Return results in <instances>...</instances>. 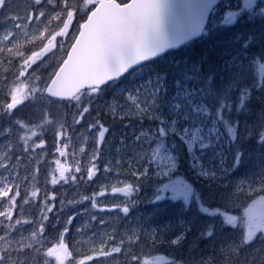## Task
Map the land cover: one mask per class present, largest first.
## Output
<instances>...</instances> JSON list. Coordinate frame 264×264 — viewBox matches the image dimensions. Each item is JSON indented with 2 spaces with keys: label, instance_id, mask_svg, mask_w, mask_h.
I'll return each instance as SVG.
<instances>
[{
  "label": "rangeland",
  "instance_id": "rangeland-1",
  "mask_svg": "<svg viewBox=\"0 0 264 264\" xmlns=\"http://www.w3.org/2000/svg\"><path fill=\"white\" fill-rule=\"evenodd\" d=\"M14 2L17 7L24 8L27 5L28 9L2 14L4 10L12 9ZM260 2H262V6L258 7ZM64 3H67L69 10L73 11L71 19L67 17L66 13H61L60 8L52 10L54 5H45L44 10L48 12V18H45L39 26L35 23L29 25L26 20L17 21L22 25L19 29H14L9 17L17 15L23 17L26 12H31L33 0H8L6 7L0 10V41H3V37L8 32H14V38H10L11 43L0 42V49H3V55H0V90L5 88L7 92L8 90L11 91L17 84L25 90V93L28 88L39 87L44 89L50 80L49 76L52 77L64 59L78 32L80 23L94 6L93 0H60L61 7ZM242 4L245 5L242 6ZM227 5L229 7L236 6L232 3H227ZM239 6L240 9L243 7L255 15L264 11V0H245V3H240ZM236 13L238 12L232 11L230 16L233 17ZM57 15H62L63 18L57 20L55 19ZM65 24H67V28H65ZM62 29L64 34L57 36V33ZM53 36H56L55 40H52ZM49 40H52L51 44H49ZM33 52L41 54L37 57V61L43 60V63L34 67V70L30 72L21 69L20 65L23 64L24 60L31 58ZM45 57L47 58L44 59ZM164 61L174 62L172 59L166 60V58ZM179 62H186V60L183 59ZM21 71L25 72L23 77L20 75ZM178 72H180V67L169 68L168 75L171 78L168 81L164 79L165 74L153 75L145 78V82L143 80L137 84L129 83L125 87L113 86L109 89H105V87L100 89L98 95L93 98L91 103L93 107L90 106V111L92 108H96L107 112L113 118L129 115L132 118L126 125L128 132L118 137L117 145L115 142L112 145L108 141L106 142L107 136H104L103 141H100L99 128L89 130V125L95 124V118L88 116L86 122L81 120L80 115L75 118L76 110L71 108L68 102H65V105L51 102L42 105V107H36L34 105L35 101L46 102L43 96L37 95L35 100L22 103L20 109L15 110L11 116L2 115L6 123L0 127V133H5L6 129H10V131L0 135V163L5 165L9 163L11 157L7 154V151L10 145L9 138L13 131L17 133L16 135L26 139L28 143L23 146L28 147L35 141L39 142L38 137L48 132L49 129L58 149L59 157H55L58 159H54V161L56 163L59 161V164L62 163V159L73 162L68 166L60 165L57 168L55 166L54 169H51L49 179L51 182L55 178L57 183L61 182L62 184L50 195L56 193L57 190H62V193L69 192V203L72 205L71 209L74 210L73 215L81 220L82 224L85 225L86 232H89L78 242L79 249L84 248L86 251L82 258L75 259L78 260L75 264H80V262H83V264H136L132 260L133 256L138 257L139 264H145V262H148V264H168V259L164 258L154 263V260L150 258L149 249L152 247L153 241L160 238L159 233L164 234L175 229L176 224L178 225L175 229L176 233L168 236L171 244H173V240L183 238L186 233L189 239L193 240L192 248L204 252L209 249L211 251L210 256L218 257L216 259L218 264H226V260L232 261L235 259H239V263L243 261L245 264L264 263V251H261L264 244L261 243L258 237L254 238L250 245L240 251H237L235 247H225L226 243L237 241L241 230L248 227L243 209L264 196V191H260L261 187H258L262 186L264 180V165H262L264 159L257 162H255V158L253 161L250 160L253 148L246 147L244 154L237 162L229 159L228 163L224 164L215 159L214 172L209 173L214 178V181H212L214 186L208 188L210 191L208 193L195 188L190 191L185 186L172 193V189H169V187L175 181L164 183L153 181L154 186L151 189L136 186L137 190L131 196H127L121 191L113 192V188L123 189L126 184H131L118 175L122 167L127 168L128 173L131 171L128 163L130 159L133 164L136 162L143 170L144 175L149 172L147 166L152 158L148 154L151 155V152L148 151L145 154L143 148H152L151 143L153 141L160 142V148L153 153V156L160 158L163 166L168 167V165L176 163V161L170 162L171 157L167 149L168 146H166V140L160 138L158 133L152 129L154 125L172 126L178 132L190 133L195 126H199L204 120L198 107L199 103L194 105L193 102L194 99L200 97L199 91L186 93L189 86H184L179 81ZM255 72L257 81H264V62L261 66H256ZM253 73L254 69L250 61L241 63L238 66L235 83L247 87L248 81L253 78ZM40 77H43V79L38 81ZM5 78L7 81L10 78L8 83H4ZM229 85V82H224L223 88L227 89ZM184 88L185 91H183ZM184 94L188 99L187 102H185ZM18 98L23 99L19 93ZM10 100H6L5 103ZM141 104L143 107H140ZM84 107H89L87 97L85 98ZM49 108L52 109L55 116L57 114L63 115V126L57 127L53 123L55 116L51 115ZM133 108L136 110L134 111ZM25 109L27 110L24 114ZM113 109H115V112ZM154 117L155 119H153ZM16 118L18 119L16 122L25 124L23 134L22 130L16 125ZM76 121H80V123H76ZM61 128H63V139L60 137ZM34 133L35 135H33ZM260 133H264V131ZM194 136L198 143L197 163H200L204 152L210 150V153H212L211 137L201 128L195 132ZM120 143L122 145H118ZM129 146L132 149L137 147L141 154H133L124 159L122 154L129 150ZM97 147H99V159L94 160L97 155ZM61 153H64V155L62 156ZM212 154L216 155L217 153ZM26 156L24 158L26 161L20 159L11 162V167L6 171L0 169V173H2L0 181H4L9 173L13 176H16L17 173L19 175L18 168L22 162L32 164L33 161H38L39 157L35 152L27 153ZM228 156L230 157L229 154ZM6 157L9 159H5ZM117 160L122 161V164L118 166L116 164ZM252 162L254 167L249 166V168H246V165ZM106 168L110 170L106 171ZM11 169H13L12 172ZM61 169H67L63 179L60 177ZM77 169L80 171L78 172ZM172 170L168 169L167 172L171 173ZM89 171L92 173L91 178H89ZM175 172L176 170L173 173ZM74 177L75 180H73ZM39 181L42 184L41 179ZM7 182L16 183L18 181ZM251 188H257L258 190L251 193L249 192ZM154 199L155 201H153ZM168 199L177 200L178 204L173 208L168 203L164 205L166 206L165 212H167L165 217L168 216V219L159 220L157 222L159 225H156L153 221L158 215L160 205L153 204ZM93 204H95V207H93ZM125 206L129 207L127 213L123 212ZM5 207H7V201L4 202L3 207H0V211H3ZM82 214L85 217H82ZM52 216L55 217L56 214L53 213ZM229 216L236 217L234 226L226 224L225 221ZM92 217L96 219L93 220ZM20 220L25 223L19 227L15 236L9 237L8 240H0V249L9 248V245H11V248H18V241L21 237L24 238L25 245L32 244L33 237L32 239H28V237L33 232L34 224L28 223L32 221L31 219ZM176 221L179 222L175 223ZM35 225L38 226L39 222ZM195 230L200 232L210 231L211 235L199 234L196 236L193 234ZM3 235V232L0 233V236ZM116 248H120V251H115ZM104 252L107 255H103ZM66 253L58 250L55 253L57 263H54L60 264L62 261L65 264L71 260V254ZM29 254L30 249L27 255L22 253L20 259H26L27 264H35V257H30ZM0 255H3V253L0 252ZM57 256H59V260ZM89 257H92V259L90 260ZM12 258L16 259V253H13ZM190 263L200 264V261L195 260L192 255Z\"/></svg>",
  "mask_w": 264,
  "mask_h": 264
},
{
  "label": "trees",
  "instance_id": "trees-1",
  "mask_svg": "<svg viewBox=\"0 0 264 264\" xmlns=\"http://www.w3.org/2000/svg\"><path fill=\"white\" fill-rule=\"evenodd\" d=\"M118 1L123 3L126 0ZM227 3L236 4V6L229 7ZM240 3H245V0H221L217 8L211 14L206 31L201 39L189 42L179 50L169 52L163 57L143 64L119 80L105 86V89H109L113 86L125 87L129 83H140L149 76L163 74H165L164 79L168 81L171 78V76L168 75L169 68L180 67L178 79L184 86H189L186 93L192 91H199L200 93V97L194 99L193 102L194 105L199 103L198 107L204 120L199 126H195L192 132H178L175 127L164 125H154L152 128L158 133L160 138L166 140V146H168L167 149L171 157L170 162L176 161V163L168 165L169 168L163 166L160 158L153 156V153L159 150L160 142L153 141L151 143L152 148H143L145 154L148 151L151 152V155L148 154L149 157L152 158L150 164L147 166V171L149 172L145 175L143 174L138 181H135L136 185L134 186L151 189L154 186L153 181L160 183L175 181L169 187V189H172V193L181 189L182 186L187 187L190 191L195 188L208 193L210 192L208 188L214 186L212 182L214 178L209 173L214 172L213 165L216 163L215 159L224 164H227L229 159L233 162H237L240 160L242 154H244L246 147L253 148L250 160L253 161L255 158V162H257L264 159V133H260L264 131V81H257L255 72L256 66H261L264 62V11L253 15L249 10L243 7L240 9ZM243 5L245 4H242V6ZM260 6H262V2H260L258 7ZM27 9V5H25L24 8L17 7L14 2L13 8L4 10L2 14L19 12ZM230 11H237L238 13L232 17L230 16ZM164 57L166 60L172 59L174 62H165ZM183 59L186 60V62H179ZM248 61L253 65V78L248 81L247 87L243 85L240 86L235 83L238 66ZM9 80L10 78H8V81ZM145 81L146 80H144V82ZM224 82L230 83L227 89L223 88ZM183 91H185V88ZM6 95L10 100V91L8 90L7 92L5 88H2V90H0V105L5 104ZM43 98L46 102L35 101L34 105L36 107H42V105H47L51 102L65 105V102H67L51 99L45 96L44 93ZM184 98L186 99L185 94ZM187 100L188 99H186L185 102H187ZM21 105L18 106L17 109H20ZM91 106L93 107V105ZM26 110L27 109L23 111L24 114ZM81 110L83 109H80V111ZM49 111L53 116L54 114L51 108H49ZM0 113H3L2 107H0ZM27 114L29 115V112ZM79 115L80 112L76 111L75 118ZM88 116H93L95 118V123L99 120V122L107 128L108 131L105 135L107 136L105 141H108L111 145L114 142L117 145L118 137L128 132V130H126V125L127 122L132 120L130 115L125 119L119 117L113 118L107 112L96 108H92L91 111L84 116V122L87 121ZM153 119H155V117ZM17 120L16 118L15 122ZM5 123L3 116L0 115V127ZM53 123L57 127L63 126V115L57 114ZM200 128L210 135L212 153L216 152L217 154L213 155L210 153V150H207L204 152L201 162L199 161L200 163H197L198 143L194 135ZM23 133L24 130H22V134ZM16 134L17 133L13 131L9 138V144L12 146V149L8 148L7 154L12 157L14 150L15 156L20 157L22 161H26L24 158L27 157L26 154L30 152H35L39 157L38 161H33L32 164L22 162L18 168V172L20 173L17 179L18 182L16 183L20 185L21 196L18 197L20 207L12 208L11 210L5 207L3 210L12 212L16 219L20 220L27 218L32 221L35 219L39 222L43 219L41 214L42 208L44 209V213L48 214L44 207L45 200L47 199L49 204L56 209V211L53 212L56 216L53 217V213L48 214L49 223L45 226L43 237H33L34 240L32 244H36L37 247L30 248L29 256L35 257V264H55L57 263L55 253L59 250V252L64 251L67 252L66 254H71L72 259L66 263L64 262L65 264H75V262H78V260L75 259L82 258L86 251L84 248L79 249L80 245H78V242L89 232H86L85 225L82 224L81 220L73 215L74 210L71 209L72 205L69 203V192L62 193V190H57L56 193L50 195L56 188H59V186L61 187L62 184L58 182L56 185H53L49 179L51 177V169H54L55 166L56 168L60 165L68 166L73 162L62 159V163L59 164L54 161V159H58L55 157L59 156L50 129L48 132L38 137L39 142L35 141L31 146L27 147L31 149V151L26 154L24 153L26 146L23 145L28 142L26 139ZM41 141L44 142L43 146L40 145ZM118 145H122V143ZM61 149L64 151L63 148ZM133 154H141V151L137 150V147L132 149L129 146V150L123 153L122 157L126 159ZM16 161V159H11V162ZM262 165H264V163ZM25 166L27 167L25 168ZM249 166L254 167L253 162L248 163L246 168H249ZM126 169L127 168L122 167L118 175L132 184L133 178ZM168 169L173 170L171 173H168ZM174 169L176 170L175 173H173L175 171ZM12 171L13 169H11V172ZM39 179H41L42 184H40ZM257 190V188H251L249 192L254 193ZM33 192H36V196L31 195ZM156 192L158 193V191ZM53 196L56 197L54 201L50 199ZM61 201L64 202L63 211H60ZM153 201H155V199ZM167 203L173 208L178 204V201L168 199L162 202H154L153 205H160L158 215L153 221L156 225H159V223H157L159 220L168 219V216L165 217L167 212H165L166 206H164ZM218 209L222 210L221 208ZM233 212L235 213V211ZM57 213L59 214V220H57ZM81 216L85 217L84 214ZM69 217H72L70 224ZM178 222L179 221H176L175 223ZM35 224L32 231H38L39 229L40 225L36 226ZM177 226L176 224L175 229ZM66 227L68 229L67 232H65ZM28 228L30 229V226ZM175 229L169 230L164 234L159 233L161 235L160 238L155 240V243L153 242L152 247L149 249V253L154 263L164 258L168 259V264H180L181 261H183V264H191L192 255L195 257V260L198 261H200L201 258L209 259L213 256H210L211 251L209 249L204 252L200 249L192 248L191 246L194 244L193 240H190L186 233L183 235V238L180 239L179 244H171L168 236L169 234L176 233ZM0 233H2V231H0ZM207 233L208 231L200 232L195 230L193 234L197 236L199 234L207 235ZM49 249H54L52 255L48 254ZM24 253L27 255L28 251ZM217 258L218 257L215 256L216 264H218ZM226 264H245V262L241 261V263H239V259H235L232 261L226 260Z\"/></svg>",
  "mask_w": 264,
  "mask_h": 264
},
{
  "label": "snow or ice",
  "instance_id": "snow-or-ice-1",
  "mask_svg": "<svg viewBox=\"0 0 264 264\" xmlns=\"http://www.w3.org/2000/svg\"><path fill=\"white\" fill-rule=\"evenodd\" d=\"M8 0H0V10L6 7ZM45 5L52 6L55 8H60L61 13H66L68 18L73 17V11L69 10L67 3L61 7L60 0H33L32 11L26 12L23 17L14 16L9 17V20L12 22L14 29H19L22 25L17 23V21H28L29 25L35 23L39 26L40 23L44 21L45 18H48V12L44 10ZM205 13V6L203 0H177V3L173 4L171 0H132L131 3H124L121 5L117 3L116 0H108L107 3H100L99 7L95 12L89 16L88 21L81 25L82 29L86 31L80 32V39H77L76 44L72 45L73 53H75V58L73 53H69V59L64 60L63 66L60 68V71L55 73V79H52L50 86L46 87V91L50 94L51 97H60L61 101L67 102L70 104L71 108L80 112V109H83L80 112L81 120L84 116L90 111L91 103L93 98L98 95L100 91V86L107 83V80L112 79L109 75L112 71H115L118 68H123L124 70L131 67V62L139 63L141 59H148V53L151 52L152 55H155V51H152L151 48L147 45V37L151 35L155 43L160 41V23L162 17L167 14L170 17V23L174 28H180L186 24L198 23L201 17ZM62 15H57L55 19L61 20ZM51 19V18H49ZM67 28V24H65ZM63 29L57 33V36L63 35ZM43 35V34H42ZM14 38V32H8L3 37V41L11 43V39ZM46 38V37H45ZM56 36L52 37V40H55ZM52 40H49V44L52 43ZM47 49V46H46ZM162 51V47L160 48ZM0 55H3V49H0ZM41 54L37 52L32 53V57L23 61V64L20 65L21 69L28 70L29 72L34 70V67L38 66L40 63H43V60L37 61V57ZM19 58V57H18ZM45 57L44 59H46ZM21 77L25 75L24 71L20 72ZM51 78V76H49ZM43 77L38 78L42 80ZM4 83H8L5 78ZM87 85V87H85ZM55 89V90H54ZM45 89L37 88H28L27 92L17 84L16 87L12 88L10 91L11 102L0 105L3 108V113L0 115L11 116L22 103H25L29 100H35L37 95L43 96ZM140 91V90H138ZM18 93L23 99L18 98ZM87 97V102L89 107H84L85 98ZM8 99V96H5V100ZM72 101H75L74 103ZM140 107H143L141 104ZM135 111L136 109L133 108ZM115 112V109H113ZM47 115V114H46ZM121 119L126 117L120 116ZM80 123V121H76ZM16 125L21 130H24L25 124L16 122ZM99 128V140L103 141L104 136L107 134V128L97 120L95 124L89 125V130H95ZM30 130V129H28ZM10 131L6 129L5 133ZM5 133H0L3 135ZM35 135V133L33 134ZM61 139H63V128H61L60 133ZM41 146H43V141H41ZM9 148L12 149V146L9 145ZM31 151V149L25 147L24 153ZM97 155L94 157V160L99 159V147L96 149ZM63 156L64 153H61ZM5 159H9L6 157ZM11 159L20 160V157L15 156L14 150L12 153ZM11 159L7 165L0 163V169L5 171L11 167ZM59 163V161H57ZM130 176L133 178L132 184H126L123 189L113 188V192H124L125 195L131 196L136 190L137 187L134 186L135 181H138L141 176L144 174L143 170L136 164H133V161L129 160ZM116 164L119 166L122 164V161L117 160ZM110 169L106 168V171ZM67 169L60 170L61 179L64 178V173ZM79 172L80 170L77 169ZM2 175V173H0ZM92 173L89 171V178H91ZM18 179V173L16 176H13L9 173L4 181H0V207L4 206V202L7 201V208L12 209L20 207L18 197L21 196L20 185L17 183H9L7 181H15ZM75 180V177L73 178ZM51 183L53 185L57 184L55 178L52 179ZM260 191H264V184L260 188ZM32 196H36V192L31 193ZM55 200L56 197L53 196L50 198ZM95 199V198H93ZM63 201H61L60 211H63ZM257 205H259L257 207ZM44 207L47 210L48 214H51L56 211L54 206L50 205L48 200H45ZM95 207V204H93ZM104 210V209H100ZM129 207L125 206L123 212L127 213ZM245 214V219L248 222V227L241 230L240 237L237 241L228 242L225 244V247H235L237 251L242 250L244 247L250 245L254 238H259L261 243L264 244V196L260 197L258 201H253L251 205L243 209ZM41 214L43 219L39 221V229L33 230L32 234L28 239L32 237H43L45 226L49 223V215L44 213V209H41ZM95 220V217H92ZM57 220H59V214L57 213ZM236 217L229 216L226 219V224L234 226ZM5 221H7L5 223ZM15 221V223H13ZM72 221V217H69V224ZM25 223L12 214L8 210L0 211V231L4 233L3 236H0V240H8L9 237L15 236L19 227ZM28 223L35 224L37 221L34 219ZM103 223V221H101ZM67 227L65 232H67ZM208 236L211 235V232L207 233ZM155 243V241H153ZM173 244H179L180 239L172 241ZM18 248H9L0 249V252L3 255H0V264H27V260H21L20 256L22 253L28 251L30 248H36V244L25 245L24 238L18 241ZM115 251L119 252L120 248H116ZM264 251V248L261 249ZM13 253H16V259H13ZM54 249H49L48 254L52 255ZM107 255L106 252L102 253ZM59 260V256H57ZM91 260L92 257H89ZM132 260L139 264L138 257L133 256ZM60 264H63L61 261ZM83 264V262H80ZM148 264V262H145ZM183 264V261L180 262ZM200 264H215V256L210 257L209 259H200Z\"/></svg>",
  "mask_w": 264,
  "mask_h": 264
},
{
  "label": "water",
  "instance_id": "water-1",
  "mask_svg": "<svg viewBox=\"0 0 264 264\" xmlns=\"http://www.w3.org/2000/svg\"><path fill=\"white\" fill-rule=\"evenodd\" d=\"M93 1L95 2V6L88 13L85 20L81 23V25L85 24L88 21L89 16H91V14L96 11V9L99 7L100 3L102 2V0H93ZM219 1L220 0H203L204 6H205V13L201 17L199 22L193 23V24H186L180 28H174L170 23V17L167 14H165V16L162 17L161 23H160V41H159V43H155L153 41V37L151 35H149L147 37L148 47L151 48L152 51H155L156 54L152 55L151 52H149L148 53V59H141L139 63H135V62L130 61L129 63H131V67L129 69L124 70L123 68H118L115 71H112L109 74L112 77V79L107 80V83L122 77L123 75H125L127 72H129L131 69H133L136 66H139L143 63H146L152 59H155V58L165 54L166 52H168L170 50H176L191 40H195V39L200 38L202 36L205 28H206V25L208 23L209 17L211 15L213 9L219 3ZM103 2L107 3L108 0H103ZM131 2H132V0H128L126 3H131ZM171 2L173 4H175V3H177V0H171ZM121 5H123V4H121ZM81 31H86V30L79 27V31H78L73 43L71 44L70 48L68 49L64 60L69 59V53H73L72 45L76 44L77 39H80V32ZM161 47L163 49L162 51L160 50ZM75 55L76 54L73 53L74 58H75ZM64 60L60 63V65L58 66V68L54 72L53 76L51 77V79L49 80V82L47 83V85L44 88L45 89L44 95H46L49 98L61 100L60 97H51L50 94L46 91V87L50 86L52 83V79L56 78L55 73L60 71V68L63 66ZM107 83H105L104 85H106ZM104 85H101L100 88L103 87ZM85 87H87V85H85ZM65 101H67V100H65Z\"/></svg>",
  "mask_w": 264,
  "mask_h": 264
},
{
  "label": "bare ground",
  "instance_id": "bare-ground-1",
  "mask_svg": "<svg viewBox=\"0 0 264 264\" xmlns=\"http://www.w3.org/2000/svg\"><path fill=\"white\" fill-rule=\"evenodd\" d=\"M10 102V101H9Z\"/></svg>",
  "mask_w": 264,
  "mask_h": 264
}]
</instances>
